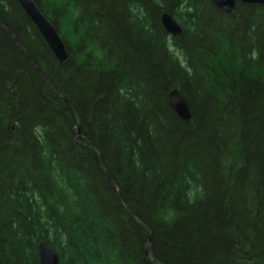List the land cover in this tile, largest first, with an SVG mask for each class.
Here are the masks:
<instances>
[{
	"label": "trees",
	"instance_id": "obj_1",
	"mask_svg": "<svg viewBox=\"0 0 264 264\" xmlns=\"http://www.w3.org/2000/svg\"><path fill=\"white\" fill-rule=\"evenodd\" d=\"M35 1L69 60L0 0L1 264H264V5Z\"/></svg>",
	"mask_w": 264,
	"mask_h": 264
},
{
	"label": "water",
	"instance_id": "obj_2",
	"mask_svg": "<svg viewBox=\"0 0 264 264\" xmlns=\"http://www.w3.org/2000/svg\"><path fill=\"white\" fill-rule=\"evenodd\" d=\"M16 1L22 7L25 13L29 16L32 22L35 24L39 33L46 41V43L54 53L59 63L60 64L66 63L69 60V55L66 49L65 42L61 38L57 27L42 12V10L40 9V7L38 6L35 0H16ZM211 1L219 10L229 15L234 14L236 12L237 2H241L243 4L264 5V0H211ZM161 21L164 28L171 36H177L182 34L183 29L172 14L164 13L161 17ZM0 25L6 29V27L1 21H0ZM11 34L13 35V33ZM18 45L22 49L19 43ZM27 57L32 62L34 67L37 69V71L40 73V75L43 77V79L54 89L53 85L49 82L46 76L42 73V71L29 57V55H27ZM169 98H170V106L177 113V115L181 119L187 122L191 121L192 120L191 111L181 92L178 89H172L170 91ZM148 243L151 244V239H149ZM38 250H39L41 264H59L58 254L47 243L41 242L38 246Z\"/></svg>",
	"mask_w": 264,
	"mask_h": 264
}]
</instances>
